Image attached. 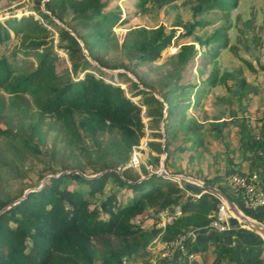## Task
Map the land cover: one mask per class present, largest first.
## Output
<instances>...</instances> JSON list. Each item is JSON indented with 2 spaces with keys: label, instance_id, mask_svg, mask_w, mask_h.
Returning a JSON list of instances; mask_svg holds the SVG:
<instances>
[{
  "label": "trees",
  "instance_id": "16d2710c",
  "mask_svg": "<svg viewBox=\"0 0 264 264\" xmlns=\"http://www.w3.org/2000/svg\"><path fill=\"white\" fill-rule=\"evenodd\" d=\"M32 1L28 10L55 29L57 47L67 55L70 69L62 73L57 70L54 34L35 15L0 21V139L14 145L19 153L42 160L47 171L41 179L51 174L22 200L12 205L15 198L0 201V211L10 205L0 213V264H137L132 258L145 253L156 237L168 243L187 228L209 227L218 210V196L186 180L151 172L143 164L137 169L129 163L146 135L143 106L154 123L163 119L166 130L164 143L149 141L157 153H150L153 167H158L160 152L165 150L163 164L174 174L169 169L170 159L202 144L205 123L185 112L194 87L189 80L191 64L199 60L201 68L217 62L220 46H228L227 25L196 37L197 43L188 40L196 26L209 23L201 19L204 14L215 11L227 19L238 0H183L189 3L192 19L183 25L178 22L183 27L179 33L160 24L130 27L122 37L109 32L116 23L129 24L120 6L107 11L115 0ZM177 1L130 0L141 12L149 5L161 9ZM180 36L184 40L172 57L174 75L163 89L162 100L130 80L135 88L132 96L139 99L135 102L123 86L100 77L103 71L98 76L90 69L87 53L93 56L106 41H115L128 54L125 67L138 76L139 68L159 60L162 51ZM117 75L119 81L130 79L123 72ZM223 81L213 70L200 92ZM240 84V92L246 93V80ZM48 119L58 125L63 144L81 157L79 167L63 172L67 168L58 169L41 157L35 138ZM245 121L241 124V145L248 154L243 158L248 168L236 169L234 152L228 149L226 166L233 169V175L257 172L264 182V109L255 119L257 133H252ZM183 124L185 143L170 149ZM227 126L228 122L222 121L214 128L221 134ZM55 150L48 152L49 158L54 157ZM204 182L214 186L208 179ZM175 206L181 214L175 210L174 220L158 226L161 216ZM224 250L227 256L236 255L235 249Z\"/></svg>",
  "mask_w": 264,
  "mask_h": 264
},
{
  "label": "rangeland",
  "instance_id": "374dc122",
  "mask_svg": "<svg viewBox=\"0 0 264 264\" xmlns=\"http://www.w3.org/2000/svg\"><path fill=\"white\" fill-rule=\"evenodd\" d=\"M32 5V0H0V21L4 22L9 17L35 15L54 34V47L56 53L59 54L56 63L57 70L61 73L67 71L70 69V64L65 52L57 47V32L45 18L28 10ZM116 6L122 8V17L129 21L127 25L119 22L110 28V33L114 32L120 37L130 27L151 28L160 24H164L167 30L174 28L179 33L183 28L182 25L192 19L189 3L183 2V0L161 9L149 5L143 12L134 7L130 0H115L107 11ZM42 9L47 12L44 7ZM201 19H205L209 23L205 27L196 26L195 34L188 41L194 42L196 37L210 35L217 27L226 23L228 46L227 48L220 46L217 62L211 61L201 68L198 67L199 60L191 64L192 72L189 80L194 87L190 98L186 100L188 106L185 108V112L186 116H193L205 123V127L201 130L202 144L200 143L201 145L195 149L173 156L169 161V169L174 174L194 175L201 178L210 176V179L213 174L222 173L224 175L228 171L225 161L227 149L234 152L233 156L236 159L237 151H240L241 148V124L243 121L246 120V125L252 133L258 132L255 119L264 109V0H238L237 7L230 12L227 19L222 18L220 13L215 11L207 12ZM55 21L61 26L64 25L58 20ZM179 21L182 25H177ZM13 33L12 35H14ZM183 40V36L173 39L171 44L162 51L159 60L139 68L138 76L125 67V64L129 63L128 54L126 51L120 50L119 46L114 43L115 41H106L93 51V56L89 55L87 51L86 53L88 60L92 63L91 71L98 76L101 74L100 71L104 72L102 75L105 78H110V71L126 73L130 79L124 78L120 82L125 88L126 94L135 102L139 99L132 96L135 88L130 80L140 88L152 91L154 96L162 100L163 89L174 75L175 64L172 57ZM13 41L16 43V40ZM213 70H217L219 78L224 80L223 83L201 93L204 81ZM242 79L246 80L248 86V90H245L244 94L240 92ZM186 89L188 90V88ZM243 108L245 109L243 110ZM230 109L234 111L235 115ZM148 117L146 108L143 106L146 135L137 148L139 154L137 158L140 164L135 168L140 169L143 164L151 172L162 173L167 171L165 166L161 168L160 164L161 160L165 158L166 152L165 150L160 152V163L158 167L155 165L153 167L150 153H157L151 149L149 141L164 143L166 130L163 126V119L154 123ZM46 121L44 125H41L35 138L41 151V157L45 156L44 159L51 160L58 169L67 168L63 172H68L69 168L79 167L82 161L81 157L75 150L67 148L65 143L63 144L59 136L58 125L49 119ZM222 121H227L228 126L222 130L221 134H218L214 125L219 126ZM185 127L186 125L183 124L179 128L178 137L172 139L170 149L185 143ZM171 129L174 130L175 127ZM13 147L14 145L11 143L0 139V201L12 198L20 199L26 190L32 191L40 188L46 177L51 175L41 179L43 173L47 171V165L32 154L25 152L21 154ZM53 149H56L54 157L49 158L48 152ZM94 175L97 174H92V176ZM230 179L231 177L224 180V184L234 189L230 184Z\"/></svg>",
  "mask_w": 264,
  "mask_h": 264
},
{
  "label": "crops",
  "instance_id": "0c3cea01",
  "mask_svg": "<svg viewBox=\"0 0 264 264\" xmlns=\"http://www.w3.org/2000/svg\"><path fill=\"white\" fill-rule=\"evenodd\" d=\"M247 155L244 146L241 145L240 151H237L235 159L237 164L236 169L243 168V170H247L248 164L243 159ZM232 173L233 169L228 168V171L224 175L218 173L213 174L210 179V176H207V178H204L205 176L202 178L199 177L198 179H202V181L208 179L214 183L213 185L215 187L224 188L229 197L244 209L247 214L264 223L263 206L248 207L245 205L244 199L239 191H235L228 187L227 184H224V180L233 176L234 173ZM189 193L192 192L189 191ZM219 200L218 206L221 203L220 198ZM177 208L178 206H175L174 209L168 211L169 213H164L161 216L158 226H165L166 223L174 220V211ZM231 222V229L224 232L211 227L187 228L185 233L191 231L195 233L193 241L187 245V250L181 247H174L168 250L166 256L162 255L164 252L162 247L165 242L161 239L157 242L152 241L148 245L146 252L134 256L133 261L137 264H264V237L255 229L244 223H240L235 216L232 217ZM224 247L235 249L236 255L234 258L227 256Z\"/></svg>",
  "mask_w": 264,
  "mask_h": 264
},
{
  "label": "built area",
  "instance_id": "2783aa9c",
  "mask_svg": "<svg viewBox=\"0 0 264 264\" xmlns=\"http://www.w3.org/2000/svg\"><path fill=\"white\" fill-rule=\"evenodd\" d=\"M118 72L120 71H110L109 74L113 75V77L110 76V78H105L100 75L99 76L102 77L107 82H110L114 85L122 86L121 82L118 79V75H117ZM137 148L133 150L129 163V165L133 167H137L140 164L137 158V155H139L137 152ZM230 184L234 189H236L241 193L245 205H247L248 207H259V206L264 207V183L262 181L261 176L257 172H253L251 175L235 174L231 177ZM220 199H221V203L218 206L216 216L210 222L209 227L224 232L231 229L232 226L231 220L234 214L229 209L228 204L222 198ZM176 214L178 215L181 214L179 208L176 209ZM194 236L195 233L191 231L179 235L177 238H175L174 240L168 243H164L162 247L164 249V252L162 253V255L166 256L168 254V250L174 247H181L182 249L187 250V245L193 241ZM159 240L160 238L158 237L154 239L153 242H157Z\"/></svg>",
  "mask_w": 264,
  "mask_h": 264
},
{
  "label": "water",
  "instance_id": "95a60500",
  "mask_svg": "<svg viewBox=\"0 0 264 264\" xmlns=\"http://www.w3.org/2000/svg\"><path fill=\"white\" fill-rule=\"evenodd\" d=\"M162 166L161 168H163V160H161L160 163ZM115 171L119 172L120 168L119 167H115L114 168ZM158 174H162L164 176L170 177L171 179H183V180H187L190 182H193L201 187H203L204 189H206L207 191H209L210 193L222 198L229 206V209L232 211V213L234 214L235 218L244 223L245 225L255 229L256 231H258L263 237H264V223L256 218H253L252 216H250L249 214H247L245 212L244 209H242L239 205H237L230 197L227 193H225L223 190H221L218 187L212 186L210 184L205 183L202 180H199L197 178L191 177V176H187V175H183V174H171L167 171H164L162 173ZM98 175V174H97ZM94 175V176H97ZM50 176H47L46 178H49ZM30 190H26L24 192L23 197H21L20 199L15 200L14 202H12L10 205L22 200L26 194L29 192ZM10 205L4 207L1 209L0 213L2 211H4L5 209H7Z\"/></svg>",
  "mask_w": 264,
  "mask_h": 264
}]
</instances>
